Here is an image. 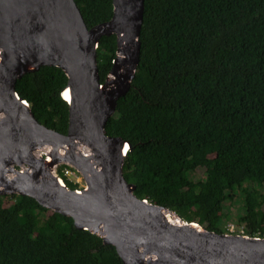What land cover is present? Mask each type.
Returning a JSON list of instances; mask_svg holds the SVG:
<instances>
[{"label": "trees", "instance_id": "1", "mask_svg": "<svg viewBox=\"0 0 264 264\" xmlns=\"http://www.w3.org/2000/svg\"><path fill=\"white\" fill-rule=\"evenodd\" d=\"M75 2L89 28L112 16V0ZM140 40L131 88L106 124L129 143L123 174L136 196L211 231L233 223L264 237V0H145ZM116 47L114 34L101 37V82ZM67 81L42 65L15 85L38 121L62 134ZM0 264L124 263L71 216L12 194L0 196Z\"/></svg>", "mask_w": 264, "mask_h": 264}, {"label": "water", "instance_id": "2", "mask_svg": "<svg viewBox=\"0 0 264 264\" xmlns=\"http://www.w3.org/2000/svg\"><path fill=\"white\" fill-rule=\"evenodd\" d=\"M108 21L88 27L75 0H0V196L28 195L78 229L114 245L124 264H264V237L218 233L140 199L123 174L129 143L106 133L131 88L141 51L145 0H112ZM116 36L100 81L97 49ZM42 65L66 74L67 133L40 123L16 82ZM66 164L84 177L72 189L55 175Z\"/></svg>", "mask_w": 264, "mask_h": 264}, {"label": "built area", "instance_id": "3", "mask_svg": "<svg viewBox=\"0 0 264 264\" xmlns=\"http://www.w3.org/2000/svg\"><path fill=\"white\" fill-rule=\"evenodd\" d=\"M55 175L64 179L65 183L71 182L78 186V188L75 189H81L85 187V180L83 175L74 167L66 165V164H59L55 168ZM147 201V199H144ZM148 202V201H147ZM228 233H240V234H246L245 229L240 226L237 227L233 224H229L227 226Z\"/></svg>", "mask_w": 264, "mask_h": 264}, {"label": "rangeland", "instance_id": "4", "mask_svg": "<svg viewBox=\"0 0 264 264\" xmlns=\"http://www.w3.org/2000/svg\"><path fill=\"white\" fill-rule=\"evenodd\" d=\"M190 176L194 180H197L199 178H202L204 176L203 169L202 168L196 169L195 171L191 172ZM239 203H240L239 200H237L236 202L233 203V205L231 207L229 206L230 204H228L226 207H230L232 209L233 206L238 207L239 206ZM225 212H227V209H225ZM233 212H236V209H233ZM230 224H233V223H230ZM226 227H227V225H226ZM237 227H239V226H237Z\"/></svg>", "mask_w": 264, "mask_h": 264}, {"label": "bare ground", "instance_id": "5", "mask_svg": "<svg viewBox=\"0 0 264 264\" xmlns=\"http://www.w3.org/2000/svg\"><path fill=\"white\" fill-rule=\"evenodd\" d=\"M63 97L68 101L70 100V94L68 89L63 90Z\"/></svg>", "mask_w": 264, "mask_h": 264}, {"label": "clouds", "instance_id": "6", "mask_svg": "<svg viewBox=\"0 0 264 264\" xmlns=\"http://www.w3.org/2000/svg\"><path fill=\"white\" fill-rule=\"evenodd\" d=\"M226 233H228V232H226ZM231 234H240V233H231Z\"/></svg>", "mask_w": 264, "mask_h": 264}]
</instances>
